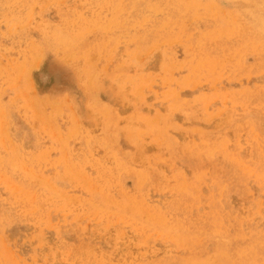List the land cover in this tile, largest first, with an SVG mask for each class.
Here are the masks:
<instances>
[{"label": "rangeland", "instance_id": "1", "mask_svg": "<svg viewBox=\"0 0 264 264\" xmlns=\"http://www.w3.org/2000/svg\"><path fill=\"white\" fill-rule=\"evenodd\" d=\"M0 264H264V0H0Z\"/></svg>", "mask_w": 264, "mask_h": 264}]
</instances>
